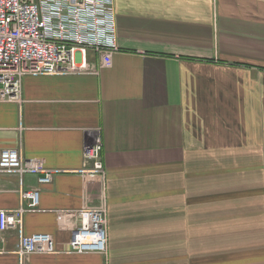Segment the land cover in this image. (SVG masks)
<instances>
[{"label": "crops", "instance_id": "0c3cea01", "mask_svg": "<svg viewBox=\"0 0 264 264\" xmlns=\"http://www.w3.org/2000/svg\"><path fill=\"white\" fill-rule=\"evenodd\" d=\"M115 8L110 67L27 75L20 102L0 101V151L54 172L0 174V211L27 210L0 233V264H264V0ZM94 131L105 182L83 171ZM104 204L108 255L70 253L74 213ZM35 234L57 252L18 255Z\"/></svg>", "mask_w": 264, "mask_h": 264}, {"label": "built area", "instance_id": "2783aa9c", "mask_svg": "<svg viewBox=\"0 0 264 264\" xmlns=\"http://www.w3.org/2000/svg\"><path fill=\"white\" fill-rule=\"evenodd\" d=\"M119 51L115 0H0V101L20 102L27 75L97 74V66L110 67ZM93 136L98 135L91 132ZM90 133V134H91ZM100 147L85 146L83 171L99 176L104 171ZM91 165V166H90ZM37 173L40 185L53 181V171H39L24 161L21 149L0 151V174ZM30 208L39 206V189L22 193ZM27 210L0 211V233L21 226ZM68 251L108 255L107 207L78 211ZM49 234L23 236L22 258L56 253Z\"/></svg>", "mask_w": 264, "mask_h": 264}, {"label": "bare ground", "instance_id": "6f19581e", "mask_svg": "<svg viewBox=\"0 0 264 264\" xmlns=\"http://www.w3.org/2000/svg\"><path fill=\"white\" fill-rule=\"evenodd\" d=\"M88 144L86 146H89V145H93L94 147H96V149H98L100 147V142L98 140V138L96 136H93V134H88ZM102 146V145H101Z\"/></svg>", "mask_w": 264, "mask_h": 264}, {"label": "rangeland", "instance_id": "374dc122", "mask_svg": "<svg viewBox=\"0 0 264 264\" xmlns=\"http://www.w3.org/2000/svg\"><path fill=\"white\" fill-rule=\"evenodd\" d=\"M94 133H97L96 131H94ZM98 134V133H97ZM98 138L99 137V134H98ZM101 139V142H102V138ZM103 143V142H102ZM83 152H84V149H83ZM101 160L104 164V171L102 173H99L98 175L103 179V181L105 182V179H106V167H105V163H104V156H103V151L101 153ZM91 166V165H90ZM106 204H104L103 206H105ZM102 207V206H101ZM107 207V206H106ZM100 208V207H99ZM107 220H108V208H107Z\"/></svg>", "mask_w": 264, "mask_h": 264}]
</instances>
